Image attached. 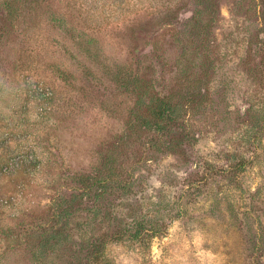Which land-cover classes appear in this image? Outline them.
Wrapping results in <instances>:
<instances>
[{
    "label": "rangeland",
    "instance_id": "obj_1",
    "mask_svg": "<svg viewBox=\"0 0 264 264\" xmlns=\"http://www.w3.org/2000/svg\"><path fill=\"white\" fill-rule=\"evenodd\" d=\"M211 2L193 28L192 0H0V264H91L96 242L92 264H264V10ZM138 53L155 72L142 96L113 80ZM171 90L169 134L127 147L129 190L81 195L72 178ZM114 217L167 232L113 242Z\"/></svg>",
    "mask_w": 264,
    "mask_h": 264
},
{
    "label": "trees",
    "instance_id": "obj_2",
    "mask_svg": "<svg viewBox=\"0 0 264 264\" xmlns=\"http://www.w3.org/2000/svg\"><path fill=\"white\" fill-rule=\"evenodd\" d=\"M192 3L196 5L195 13L192 18L186 21L188 24H193L192 27L200 21V17L205 13H214L213 3L211 0H192ZM259 3L264 10V0H259ZM185 27L186 24H185ZM141 29L139 32H143ZM264 33V27H263ZM190 34V32H189ZM136 54V50L134 51ZM262 56L264 59V49L262 51ZM136 60V72L135 74L126 80L125 78L119 79L117 73L113 80L119 84V87L125 89L126 87H132L138 91L140 96L146 95L147 92L155 90L154 87V77H151L155 74L153 67L151 65H145V56L138 53L135 56ZM138 72H141L140 75ZM149 75V76H148ZM119 79V80H118ZM160 91H153V97L149 98L148 105L145 106L142 110V106L137 105L135 111V117L133 123H130L128 128L131 130L128 133L121 134L117 139V145H115L113 152H110L105 158V162L101 164L98 168L95 176L91 177L88 175H78L72 178V181L78 185L82 190H84L81 195L88 196L93 191V187L97 190L94 192L95 197L103 196L107 188L109 190V196H113L118 199L119 196L126 193L131 185L130 177L126 172L125 165L126 160H124L125 152L127 147L132 144L138 143L141 138L146 139L148 137L149 144H157L158 140L163 136H167L170 132L171 125L176 123L178 120V115L180 112V103L184 102L183 96L180 95L177 99L174 92L171 90L166 94H161ZM156 93V95H153ZM144 136V137H143ZM153 144L151 146H153ZM158 145V144H157ZM175 146V145H174ZM173 146L166 147L170 149ZM128 174V175H127ZM92 189V190H91ZM112 200V201H113ZM56 206L55 213L52 215L53 219H58L66 215V211L62 208L60 202L54 204ZM113 222L118 223L117 226L113 227L110 241L120 242V241H129L136 242L140 240H149L157 237H164L167 232V229L163 225H158L152 221L145 220H136L133 219L130 222L123 221L122 219H116L114 217ZM98 244V245H97ZM105 246V243H93L92 244V253L90 262L98 263L104 258L103 251L101 247Z\"/></svg>",
    "mask_w": 264,
    "mask_h": 264
}]
</instances>
